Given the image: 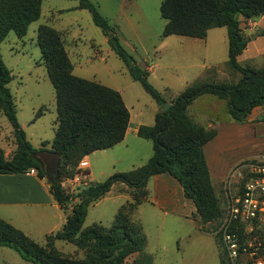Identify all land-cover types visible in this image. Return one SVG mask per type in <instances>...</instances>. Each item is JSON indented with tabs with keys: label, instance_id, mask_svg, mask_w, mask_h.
I'll use <instances>...</instances> for the list:
<instances>
[{
	"label": "trees",
	"instance_id": "16d2710c",
	"mask_svg": "<svg viewBox=\"0 0 264 264\" xmlns=\"http://www.w3.org/2000/svg\"><path fill=\"white\" fill-rule=\"evenodd\" d=\"M42 3L43 0H0V46L11 32L19 39L26 37L30 26L41 18ZM79 9L89 11L111 49L128 66L133 80L141 83L162 108L166 103L171 106L167 112L161 110L156 114L153 126L142 125L137 132L138 137L153 145V155L144 165L116 173L100 183H89L78 194H71L63 186L64 179L74 178L85 157L111 149L125 139L129 110L118 91L77 77L63 33L41 25L37 44L55 90L57 121L54 140L35 148L18 120L9 87L14 76L0 49V113L11 125L16 141L11 157H6L0 148V175L35 170L43 179L47 171L41 155L57 154L58 180L50 182V188L54 199L67 213L62 229L48 235L43 245L0 219V247L14 250L32 264H129L127 260L147 246L143 227L133 217L147 201V185L154 176L173 177L182 186L185 197L195 205L204 226L222 219L224 211L205 154V147L218 136V130L209 131L197 124L189 115V108L201 98L212 96L225 101L230 118L239 123L246 122L257 108H264V67L239 62L250 42L242 23L264 15V0H163L160 13L166 25L162 37L177 35L204 40L210 30L225 27L229 41L227 64L240 75L235 83L196 81L171 101L149 83L148 71L136 64L99 7L91 0H81ZM47 110L46 107L39 109L34 122ZM118 184L128 187L131 199L120 207L112 225L93 224L84 228L90 206ZM240 233L244 238V227ZM216 240L221 264H230L218 235ZM57 241L73 244L85 257L76 259L63 254L56 248Z\"/></svg>",
	"mask_w": 264,
	"mask_h": 264
},
{
	"label": "rangeland",
	"instance_id": "374dc122",
	"mask_svg": "<svg viewBox=\"0 0 264 264\" xmlns=\"http://www.w3.org/2000/svg\"><path fill=\"white\" fill-rule=\"evenodd\" d=\"M91 1L99 7L101 14L110 25L116 27L117 33H120L125 41L123 45L136 64L144 70L146 66L152 67V71L147 75L148 81L167 101L178 97L187 86L196 81L229 83L238 81V74L234 73L227 64V28L210 30L204 40L177 35L162 37L166 25V20L160 13L163 0H141L138 2L140 4H137L138 0ZM49 6L52 7L53 4ZM49 6L45 5L44 11ZM87 12L88 18H79L81 31L75 26L71 28V36L76 38L75 44L72 43V39L66 43V49L76 67V76L119 90L133 117L135 116L133 123L143 122L147 126L154 125L156 114L163 109L162 106L145 91L141 83L133 80L128 66L111 49L103 31L94 24L91 14ZM72 16L67 15L66 19L57 20L56 26L67 28L72 22ZM35 25L37 24L29 28L28 34L22 39L11 32L0 49L6 66L14 76L9 87L17 106L18 120L22 127L24 125L30 143L38 147L41 146V140L52 142L55 138L57 108L55 90L37 44V31L33 28ZM251 38L249 37V40ZM256 44L264 48L263 39ZM97 51L101 52V56L95 57ZM255 67H264V56L261 60H257ZM42 107L48 110L34 122L36 112ZM257 111L260 112L261 108L256 109ZM189 115L197 124L207 127L209 131L217 130V126L235 127L241 130V133L235 131L231 133V136L240 134L234 144L225 142V135L230 134L226 133L229 131L227 129L222 132L220 139L217 137L209 143V145L213 144L214 148L211 161L220 169L212 167L209 163L207 149L209 145L206 147L208 163L213 172L212 182L221 201L224 216L227 185L231 182L234 189L238 182L243 181L240 177H232V174L243 163L260 160V158L241 159L261 149L260 154H264V116L253 114L246 122H236L230 118L226 102L212 96H205L196 101L189 108ZM250 117H256L257 121L251 122ZM253 126L256 129L251 128ZM139 141L152 145L150 141L145 142L130 135L128 144L135 153L141 151ZM254 141L257 143L253 144ZM0 148L4 150L6 157H11L16 150L12 127L2 113H0ZM116 151H99L89 157L90 171L95 183L103 182L116 173L128 172L133 169L134 164L144 162L141 161L140 156H136L134 160L118 161V157L114 154ZM260 154L249 156H260ZM221 157L224 159L221 160ZM76 174L84 176L79 169ZM57 175L49 174V179L55 180L58 178ZM220 179L223 181L218 183ZM64 182L67 183L66 190L71 193L73 186L68 179H64ZM127 195L128 193L122 189H116L115 192L112 191L90 206L83 227L87 228L93 224L110 227L120 207L127 202L126 200H130L126 199ZM143 204L138 207L133 220L143 227L147 239L146 254L166 255L167 260H159V264L164 262L221 264L216 233L222 219L215 224L204 226L201 220L191 217V221L188 222L171 214L166 216L164 211ZM244 238L264 240V230L257 227L254 232L246 231ZM56 248L72 258L85 257L83 251L65 241H57ZM181 257L184 260H181Z\"/></svg>",
	"mask_w": 264,
	"mask_h": 264
},
{
	"label": "crops",
	"instance_id": "0c3cea01",
	"mask_svg": "<svg viewBox=\"0 0 264 264\" xmlns=\"http://www.w3.org/2000/svg\"><path fill=\"white\" fill-rule=\"evenodd\" d=\"M80 1L81 0H43L42 16L39 21L35 22L37 25H35V27L33 28H36V31H38V28L41 25L50 24V26H53L56 30L63 33L66 43L69 42V39H72V43L75 44L74 39L76 38L71 36V28L75 26L80 29L79 18L81 17L88 18L86 15L88 12L86 10L79 9ZM93 1L95 2L96 0ZM140 1L141 0H138L137 4H140L138 3ZM51 4H53L52 7L49 6ZM45 5H48L50 7V8L48 7L45 10L46 12L44 11ZM47 14L48 17L46 18ZM71 14H74V16H72ZM67 15L72 16V22L69 24V26L67 28L57 27L55 24L57 20L66 19ZM32 25L30 26V28H32ZM242 27L245 31V34L248 37L250 38L254 37V38H251L246 50L239 57V62L243 65L250 64L255 67L257 60L259 59L261 60V58L264 56V48H262V45L259 46L258 44H256L258 43L259 40H261L262 42L263 39L264 41V15L254 20L243 21ZM247 31L249 33H247ZM118 35L121 38L120 33ZM121 41L123 42V44L125 43V41L122 38ZM106 42H108L107 37H106ZM228 49H229V41H228ZM99 56H101V52L97 51L95 57H99ZM73 66L75 65L73 64ZM75 68L76 67H74V72H73L74 74H75ZM145 69L148 70V72L152 71V67L146 66ZM238 77L240 78L239 74ZM116 91L120 92L119 90ZM124 102L126 107L128 108L125 100ZM128 110L130 113V122L125 139L121 143L117 144L115 147L103 151L117 150L116 153L114 154H116V156L118 157V161H122V162H124L125 160L127 161L134 160L136 156H140L141 161L144 162H142L141 164H134L133 168H135L144 165V163H146L152 157L153 145H148V143H142L141 141H139L141 146L140 152L135 153V151L130 149V146L128 144V137L130 135H133L134 138H139L141 140H144L138 137L137 132L140 126L146 124H144L143 122H137L134 124L133 118L135 116L133 117L131 110L129 108ZM253 114H255V116L257 114V116L263 117L264 108H261L260 112L258 111L256 112L255 110L251 114V116ZM255 118L256 117L253 118L250 117L251 122L257 121V119ZM150 126L153 125L150 124ZM225 127L226 126H221V127L217 126V130H218L217 137L220 139V135L222 134V132L227 129L229 131L226 133H230V134L225 135L226 137L225 142H230L231 144H234V142L236 141L237 137L240 136V134L231 136V133L233 131L241 133V130L239 128L236 129L235 127L233 128L231 127L225 128ZM23 128L25 129L24 125ZM251 128L256 129L255 126ZM144 141L148 142V140H144ZM43 142L46 141L41 140V145ZM209 143L207 145H209ZM256 143L257 141L253 142V144ZM212 145L213 144L209 145L207 148L209 155V163L211 164L212 167L216 168V165H214L211 161L212 156L214 154V148L212 147ZM221 145L222 144H220V146ZM40 147L41 146L38 147L36 146L35 148H40ZM206 147H205V154L207 158ZM261 150H258L259 152L255 151L253 153H250L249 155L260 154ZM221 151L223 153L222 149ZM44 154L41 155V158L43 159L45 170L47 171L46 160L42 157ZM249 155H245V157L242 158L241 160L257 159V158L261 159L264 157V154L262 153L260 154V156H249ZM90 156L85 157V159H87L88 162ZM222 159H224V157H221V160ZM209 163L208 165L210 169V174L211 177H213V172L212 169L210 168ZM78 169L80 170V172L83 173L82 175H84L85 179L84 178L82 179L86 181L87 184L95 183L94 180L92 179V172L90 171V162H89V167L87 169L82 170L80 167H78ZM216 169H220V167L217 165ZM77 176H79V174H76L72 179H68V182L73 186L71 194H75V195L78 194L84 188L82 185L75 183V178ZM52 181L54 180L49 179L48 171L46 173V177L43 179L38 177L36 171L34 173L30 172L26 174L0 175V219L6 221L7 223L11 224L13 227L24 232L27 236H29L31 239H33L36 243L40 245L45 244L46 237L48 235L62 229V227L66 222V217H67V213L63 209H61V207L59 206V204L54 199L51 193L50 182ZM222 181L223 180L220 179L218 183ZM66 184L67 183L64 182L63 186L67 187ZM116 189H122L123 191L127 192L128 198L126 199H131L130 190L128 189V187H126L123 184H118L113 188L112 191L115 192ZM147 191H148V198L143 205L146 204L152 205L154 208L164 211L166 216L171 214L180 219L182 218L188 222L191 221V217L201 220L197 214L196 207L193 204V202L185 197V193L182 186L170 175L162 174L152 177L148 182ZM183 198H186V200L191 202L192 205ZM77 201L78 200L76 199L74 203H76ZM180 259L184 260L183 257H181ZM159 260H167L166 255L158 256V255H153L151 253L146 254L144 250L141 253L131 256L127 260V262L129 264H159L158 263ZM0 264H32V263H28L24 261L21 258V256L14 250L6 247H0ZM163 264H167V263L164 262Z\"/></svg>",
	"mask_w": 264,
	"mask_h": 264
},
{
	"label": "built area",
	"instance_id": "2783aa9c",
	"mask_svg": "<svg viewBox=\"0 0 264 264\" xmlns=\"http://www.w3.org/2000/svg\"><path fill=\"white\" fill-rule=\"evenodd\" d=\"M82 170L89 167L87 159L79 164ZM31 172H35L32 170ZM232 177H240L234 189L226 181V209L216 233L220 237L230 264H264V240H247L242 237L244 231L264 230V157L258 161L245 162L239 166ZM77 176L75 183L86 187L88 184Z\"/></svg>",
	"mask_w": 264,
	"mask_h": 264
},
{
	"label": "water",
	"instance_id": "95a60500",
	"mask_svg": "<svg viewBox=\"0 0 264 264\" xmlns=\"http://www.w3.org/2000/svg\"><path fill=\"white\" fill-rule=\"evenodd\" d=\"M171 104L170 103H166L164 106H163V112H167L168 109L170 108ZM45 160H46V163H47V171L49 174H51V172L49 170H51L53 172V174H58V166H59V156L55 153H47V154H44L42 156ZM58 176V175H57ZM58 178H56L54 181H57Z\"/></svg>",
	"mask_w": 264,
	"mask_h": 264
},
{
	"label": "flooded vegetation",
	"instance_id": "af4514ba",
	"mask_svg": "<svg viewBox=\"0 0 264 264\" xmlns=\"http://www.w3.org/2000/svg\"><path fill=\"white\" fill-rule=\"evenodd\" d=\"M51 172V174H53V172L51 170H49Z\"/></svg>",
	"mask_w": 264,
	"mask_h": 264
}]
</instances>
